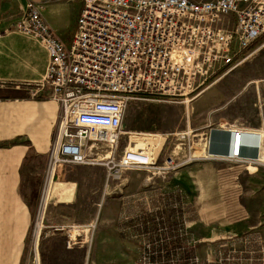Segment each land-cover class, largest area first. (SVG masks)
Instances as JSON below:
<instances>
[{"label":"built area","instance_id":"obj_1","mask_svg":"<svg viewBox=\"0 0 264 264\" xmlns=\"http://www.w3.org/2000/svg\"><path fill=\"white\" fill-rule=\"evenodd\" d=\"M17 28L39 38L48 53L39 86L60 107L50 165L96 162L121 181L125 170L154 165L142 149L117 150L129 103L198 98L210 82L251 60L264 37V0H83L70 44L29 3ZM228 130L238 151L250 132ZM251 134L261 144L256 156L209 157L264 166V130ZM105 146L112 147L108 162L88 157ZM53 231L71 235L68 227Z\"/></svg>","mask_w":264,"mask_h":264},{"label":"rangeland","instance_id":"obj_2","mask_svg":"<svg viewBox=\"0 0 264 264\" xmlns=\"http://www.w3.org/2000/svg\"><path fill=\"white\" fill-rule=\"evenodd\" d=\"M247 62L238 71L234 72L237 68L230 71L225 78L240 81L243 85L258 80L262 98L264 65ZM228 94L230 99H223L221 105L233 100V91ZM218 104L212 106V111L218 109ZM204 111L208 110L203 107L202 95L189 97L187 101L150 97L130 102L117 150L122 154L128 146L142 149L150 155L154 165L147 169L125 170L121 181L112 179L106 166L96 162L92 163L91 170L76 163L64 165L62 171L71 167L75 173L79 172L76 181L57 176L58 172L61 173L60 165L51 166L49 163L51 143L43 171L36 177V182L30 184L28 201L33 226L29 240L38 239L35 226L43 222L45 215L51 226L68 227L78 234L75 237L74 232L68 236V233L47 231V238L40 241V246L29 247L28 243L22 264H30L34 259L31 264H150L148 245L158 242L160 234L165 232L171 237L168 240L182 239L183 246L193 250L194 264H264L263 237L249 229L247 222L242 223L244 218L252 216L241 213L248 209L241 207V199L232 196L227 200L232 206L222 208L232 211L223 215V222L227 221V224L223 223L228 230L225 232L219 229L217 214L211 216L209 223L207 213L199 212L193 199L186 194V179L192 173V164H199L209 156L206 153V133L210 128L207 127L208 114ZM137 112L142 116L137 120L140 129L130 133L134 123L132 117ZM143 135L153 136L147 140ZM232 141L230 134L216 133L208 146L223 153ZM249 142L253 147L254 140ZM110 148L102 147L96 156L92 152L88 157L108 162ZM258 167L264 170L263 165ZM84 171L90 176L85 177ZM177 182L179 185H174ZM108 183L110 198L106 195ZM248 210L254 211V207ZM162 212L164 220L157 226L159 234H155L158 231L153 222L159 219L154 218ZM146 221L149 222L148 228L144 226ZM81 246L83 249L78 248ZM181 255L179 251L171 257L180 263Z\"/></svg>","mask_w":264,"mask_h":264},{"label":"crops","instance_id":"obj_3","mask_svg":"<svg viewBox=\"0 0 264 264\" xmlns=\"http://www.w3.org/2000/svg\"><path fill=\"white\" fill-rule=\"evenodd\" d=\"M29 3L40 6L43 20L66 44L72 41L83 8V0H0V264H22L28 243L29 247L40 246V241L47 238V231L63 227L51 226L45 215L43 222L35 226L39 232L38 239L29 240L33 226L28 201L30 184L36 182V177L46 165L60 109L59 103L39 87L49 60L43 42L33 34L17 29ZM263 44L264 37L258 41L249 63L264 65ZM226 76L228 74L210 82L202 93L203 107L208 110L204 111L208 114L207 127L216 124L219 129L206 133V148L208 152L225 156L209 148L208 144L216 133L230 134L233 139L228 130L233 127L250 132L243 134L241 150L243 156H256L261 144L258 137L251 133L264 130V97L260 98L259 81L254 79L243 85ZM231 90L233 100L225 106L221 105L223 99H230L228 92ZM217 103L220 104L218 109L212 111V106ZM140 115L138 112L133 114L134 127H131L130 133L140 129L137 121L141 119ZM143 136L150 140L153 135ZM250 140L255 142L253 147ZM232 142L223 150L232 149ZM198 163L192 164V173L186 179V194L193 199V205L203 215L207 213L209 223L217 214L219 229L227 232V226H223V223L227 224L226 220L223 222V215L232 211L222 208L232 206L227 200L236 196L241 199L240 205L244 210L254 207V211H241L252 216L244 218L242 223L247 222L248 228L264 240V170L236 159L217 160L209 156ZM63 166L59 170L62 174L58 172L57 176L76 181L79 172L75 173L71 167L62 171ZM82 166L90 170L93 167ZM98 169L100 167H96ZM83 175L90 176L86 171ZM106 195L110 198L109 183ZM78 248L83 249L82 246ZM34 262L35 259L30 264Z\"/></svg>","mask_w":264,"mask_h":264},{"label":"trees","instance_id":"obj_4","mask_svg":"<svg viewBox=\"0 0 264 264\" xmlns=\"http://www.w3.org/2000/svg\"><path fill=\"white\" fill-rule=\"evenodd\" d=\"M153 96H147V98H150ZM163 215L162 213L156 214V217L154 219H159V221L153 222L156 224V227L160 225V223L164 220V217L161 218ZM161 218V219H160ZM148 223L145 222V227L148 228ZM158 227L156 228V231H158ZM159 234L158 232H155V234ZM161 237L158 238V242L150 243L149 249L150 253L148 255V259L150 261V264H194L195 262V256L191 249H186L182 244V239L177 238L175 241L174 238L170 241L171 237L168 236V232H165V234H160ZM176 237V235H174ZM153 247V249H151ZM181 251V259L180 263H177L178 261L173 260L172 255H177L178 252ZM170 258V259H169Z\"/></svg>","mask_w":264,"mask_h":264},{"label":"bare ground","instance_id":"obj_5","mask_svg":"<svg viewBox=\"0 0 264 264\" xmlns=\"http://www.w3.org/2000/svg\"><path fill=\"white\" fill-rule=\"evenodd\" d=\"M212 154H213V152H211V151L208 152V150H207V155H212ZM223 155H225L226 157H234L235 158L236 156L242 157L244 154H243L241 148H239L238 151H237V147L236 146H233V148L230 149V150H227V151L226 150L225 151L223 150ZM80 165H92V164H87L86 163V164H80ZM73 232L75 233L74 235L76 237L77 234H78V231L71 230V235H73Z\"/></svg>","mask_w":264,"mask_h":264},{"label":"water","instance_id":"obj_6","mask_svg":"<svg viewBox=\"0 0 264 264\" xmlns=\"http://www.w3.org/2000/svg\"><path fill=\"white\" fill-rule=\"evenodd\" d=\"M233 148V147H232Z\"/></svg>","mask_w":264,"mask_h":264}]
</instances>
